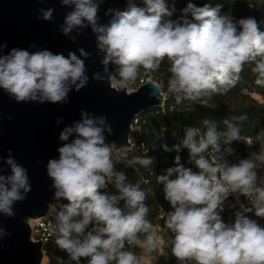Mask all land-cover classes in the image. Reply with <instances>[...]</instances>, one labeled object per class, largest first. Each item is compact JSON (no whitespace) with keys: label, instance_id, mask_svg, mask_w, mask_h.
<instances>
[{"label":"clouds","instance_id":"obj_1","mask_svg":"<svg viewBox=\"0 0 264 264\" xmlns=\"http://www.w3.org/2000/svg\"><path fill=\"white\" fill-rule=\"evenodd\" d=\"M105 2L59 0L70 11L58 31L72 42L85 29L95 36L102 72H94L91 79H106L111 88L126 90L141 70L144 75L155 72L166 59L167 92L177 105L190 101L206 106L214 94L236 86L246 65L255 83L264 86V31L255 17L236 19L222 14V5L198 6L192 0L177 16L174 0L171 4L141 0L139 5L129 0L125 10L108 8L104 12L108 20L102 23L99 13ZM54 12L51 7L40 8L37 19L53 22ZM5 48L7 43H0V90L16 103L67 104L72 91L89 83L85 62L91 53L83 47L67 55L20 47L5 53ZM79 115L60 131L58 157L46 164L53 199L67 201L59 209L49 206L55 244L68 257H57V264H81L82 259L86 264H142L128 246L154 251L159 225L147 219L148 193L115 164L148 168L154 157L122 159L114 154L115 143L107 142V136L114 134L107 117L83 108ZM62 122L56 118L57 125ZM223 123L226 130L219 131L215 122L205 119V130L187 127L180 143L172 148L162 145L164 151L177 153L175 166L158 175L157 182L171 208L163 217L171 233L165 243L178 264H264V225L248 215L264 219V180L258 176L264 169V129L255 138L261 152L229 163L227 157L235 151L231 145L242 137L236 124L227 119ZM253 143L247 138L248 146ZM182 149L188 150L189 163L198 171L181 163ZM109 185L115 192L108 191ZM31 190L28 169L9 149L7 158L0 156V216L15 217L16 203L25 201ZM229 197L235 201L229 207L236 210L234 219L225 222L221 214ZM10 235L0 226V241Z\"/></svg>","mask_w":264,"mask_h":264},{"label":"water","instance_id":"obj_2","mask_svg":"<svg viewBox=\"0 0 264 264\" xmlns=\"http://www.w3.org/2000/svg\"><path fill=\"white\" fill-rule=\"evenodd\" d=\"M128 4L129 0H106L99 13L101 22H107L104 12L108 8L125 10ZM49 7L55 9V20L37 19L38 10ZM67 11L70 9L61 7L59 0H44L43 3L40 0H0V43H7L5 53L13 47L29 51L47 48L65 55L70 50L83 47L91 53L85 62L89 83L79 92L72 91L67 104L16 103L0 90V156L7 158L10 149L16 160L28 169L32 187L27 199L16 203L15 217L0 216V226L11 233L0 241V264H40L41 242L31 241L28 221L44 216L50 205L67 203L53 199L54 190L46 174V164L49 158L58 157L59 133L66 125L80 119L82 108L107 117L114 133L107 136V142H114L116 150H119L128 146L134 118L159 109L164 101L160 86L151 79L132 92L117 91L106 79H91L94 72H102V54L98 53L95 36L90 29H85L75 42L58 31ZM31 44L36 48H29ZM156 86H159V91ZM57 117L63 120L60 125L56 124Z\"/></svg>","mask_w":264,"mask_h":264},{"label":"trees","instance_id":"obj_3","mask_svg":"<svg viewBox=\"0 0 264 264\" xmlns=\"http://www.w3.org/2000/svg\"><path fill=\"white\" fill-rule=\"evenodd\" d=\"M132 2L139 5L141 0ZM168 3H173V0H168ZM205 3L213 7L222 5V14L238 9V12L244 16H253L258 21L260 29L264 31V0L260 2L256 0H198L196 4L203 6ZM141 73L143 74V70H141ZM143 76L153 80L149 74H143ZM242 89H247V93L242 92ZM251 94H258L264 98V86H258L255 83V77L251 73L250 66L246 65L244 71L241 73V79L236 86L225 94H214L208 100L206 106L198 103L193 104L190 101H184L182 105H177L174 97L168 95L165 102V113L162 114L153 110L139 115L140 131L134 133V136L138 138L139 142L144 143L145 147L150 151L148 156L154 157V164L148 168H143L138 165L135 167H125L123 163H117L115 167L122 164L125 167L124 172H129L127 174L128 178H131L133 183L138 182L141 189L148 193L145 201L149 208L147 218L154 212L156 202L159 204L166 203L162 185L157 182V176L164 174L162 171H165L168 167L175 166L174 158L177 153L175 151H164L162 145L166 144L169 148H172L173 145L180 143L181 126L189 125L201 128L203 131L205 130L203 121L208 119L216 123L219 131H225L226 126L223 123L225 119L236 124L240 128V135L242 137L241 141H234L231 145L235 150L233 155L236 162L239 159L247 158L252 151L258 148L259 142L255 138L258 132L264 129V105L250 100L249 104L236 109H223L219 106L220 97L241 96L247 98ZM170 107L174 108L170 111ZM241 116H245L246 119L240 120L239 117ZM245 138H252L254 141L252 146H247L244 143ZM179 155L182 157L181 163L185 167H189L187 150L182 149ZM126 157L130 159L134 155L128 154ZM133 168H136V171ZM142 179H147L148 184L144 185L141 182ZM111 191L115 192V189L112 188ZM57 257L58 255L55 253L51 255L50 261L52 264H57Z\"/></svg>","mask_w":264,"mask_h":264},{"label":"built area","instance_id":"obj_4","mask_svg":"<svg viewBox=\"0 0 264 264\" xmlns=\"http://www.w3.org/2000/svg\"><path fill=\"white\" fill-rule=\"evenodd\" d=\"M150 78L144 77L143 74L141 73L136 82L134 84H130V86H132V89L130 92L135 91L138 87H140L141 85L145 84V82L147 80H149ZM161 95L163 96V94L161 93ZM163 103L160 106L159 109H156V111L160 112V113H165L166 112V107H165V102H166V97L165 95L163 96ZM174 107H170L169 110L171 111ZM139 115L134 118L133 123L130 125V129H131V134L129 135L128 138V146L123 147L122 149L125 150L124 153H121L119 155V157H121L122 159L126 156V155H134V156H144V155H148L149 154V150L145 147L144 143L139 142L138 138L136 136H134V133L139 132L140 131V124H139V119H138ZM187 127H193V126H189V125H184L180 127V133H181V140L185 135V129ZM244 143L248 146L247 144V138L244 139ZM121 150V149H119ZM116 150V151H119ZM187 150V149H186ZM187 154H188V160H189V153L187 150ZM227 160L229 163H235L236 159L234 157V155L228 156ZM189 167H191L194 171H198V169L195 168L194 164H190L189 163ZM116 170H123L125 167H115ZM136 171V168H133ZM163 173L165 171H162ZM152 174V173H150ZM258 176L261 180H264V169L259 170L258 172ZM141 182L144 185L148 184V180L147 179H142ZM112 186L109 185V189L108 191H111ZM112 192V191H111ZM241 202L245 203L247 205V200L244 197H241ZM234 197H229L228 201L225 202V211L221 214L223 219L225 220V222H230L232 219H234L233 217V213L236 209L229 207L230 204L234 203ZM121 202V206H122ZM57 209L60 208V204H55L54 205ZM238 207V206H237ZM170 205L169 203L166 201V203H157L156 202V207L154 212L152 213V215L147 218L149 221H151V223L153 225H159V230L157 233V243L156 244H160L163 245L166 248V255L164 257V262L162 264H178L176 258L174 256H172L171 254V247L168 246L165 241L171 236L170 231L165 227V221L163 219V217L165 216V213L167 211H170ZM250 215L253 219H257L258 222L261 225H264V219H259L257 217H255L253 214H248ZM28 226L30 228V239L33 243H37V242H41V251H42V259L40 264H52L50 261L51 255L52 254H56L59 256H62L63 258H67V253H65L64 251H61L57 245L55 244V235H56V229H55V224H54V220L53 218L49 215V208L47 213L44 216L35 218V219H30L28 221ZM141 239H143V236H141ZM129 250L133 251L138 257L142 258V255L139 253V249L141 247H139L138 245H129L128 246ZM81 264H86V261H84L82 259ZM152 264H161V263H152Z\"/></svg>","mask_w":264,"mask_h":264},{"label":"rangeland","instance_id":"obj_5","mask_svg":"<svg viewBox=\"0 0 264 264\" xmlns=\"http://www.w3.org/2000/svg\"><path fill=\"white\" fill-rule=\"evenodd\" d=\"M132 1H137V0H132ZM197 1L198 0H192V2H194V3H197ZM256 1L260 2L261 0H256ZM174 2H175V6L177 8L176 15L178 16L180 14L179 10L186 6L188 0H174ZM230 14L233 17H235L236 19L247 17V16H244L243 14L239 13L238 9H234L233 11H230ZM251 17H253V16H251ZM167 68H168V62L165 59L157 71L149 73V76L152 77V79L160 86L161 93L163 94V96L165 95L166 98L168 97V95H170L167 92V80H168V77L170 75V73L167 71ZM131 89H132V86L129 85L126 90H127V92H130ZM250 100L252 102L258 103L260 105H264V98H262L258 94H251L247 98H244L241 96H231V97L230 96H223V97H220L219 98V106H220V108H223V109H225V108L236 109V108H239V107H242L244 105L249 104ZM261 151H262V149H261V146L259 143L258 148L255 151H252L251 153H253V152L258 153ZM124 152H125V150L121 149L119 151H116L114 154L119 156L121 153H124ZM118 167H124V166H122V164H121ZM126 174H129V172L127 171ZM129 180L131 182H133L131 178H129ZM139 253L142 255V258H141L142 264H152L153 262L162 264L164 262V257L166 255V248L163 245L156 244V249L154 251L148 252L145 249L140 248ZM64 259L67 260V258H64Z\"/></svg>","mask_w":264,"mask_h":264}]
</instances>
